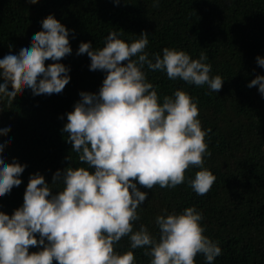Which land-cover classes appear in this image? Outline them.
Segmentation results:
<instances>
[{"label": "clouds", "instance_id": "obj_1", "mask_svg": "<svg viewBox=\"0 0 264 264\" xmlns=\"http://www.w3.org/2000/svg\"><path fill=\"white\" fill-rule=\"evenodd\" d=\"M153 2L158 5L159 0ZM41 24L30 44L22 42L0 54V96L11 99L25 88L33 95L59 93L69 82L70 68L60 60L72 52L71 30L51 13ZM104 41L100 48L81 42L76 50L90 57V70L105 73L99 91H80V99L66 113L62 131L81 166L57 169L51 184L39 171L30 174L22 205L11 215L0 211V264H135L132 249L145 246L150 264H195L198 253L212 264L222 249L205 234L203 213L195 206L156 215L158 239L144 224L133 230V222L148 195L138 184L173 188L185 181L186 169L198 166L188 183L202 195L216 179L203 167L210 155L205 139L210 130L198 118L196 98L176 89L161 102L145 66L165 72L170 80L206 84L215 92L224 79L211 75L203 51L192 58L182 49L164 47L162 54L150 57L145 51L148 33L143 31L126 41L113 30ZM49 58L53 62L46 65ZM256 62L264 67V56L257 55ZM254 85L264 97V75L249 81L248 87ZM10 127V121L2 123L0 131ZM10 139L0 138V196L21 184L26 167L15 157L5 159L3 148ZM66 159L71 161V156ZM58 183L62 187L53 191L51 185ZM126 235L129 250L116 251V243ZM29 246L42 247L30 252Z\"/></svg>", "mask_w": 264, "mask_h": 264}, {"label": "trees", "instance_id": "obj_2", "mask_svg": "<svg viewBox=\"0 0 264 264\" xmlns=\"http://www.w3.org/2000/svg\"><path fill=\"white\" fill-rule=\"evenodd\" d=\"M50 13L71 30L72 52L60 60L70 68V80L59 93L33 95L25 88L11 99L0 96V124L11 122L7 131H0V138L12 137L3 148L5 159L11 162L15 157L26 164L21 184L0 196V211L11 215L22 205L30 174L39 171L51 184L57 169L81 166L62 131L66 113L73 110L80 91H99L105 73L89 69L87 53L77 54L79 44L90 41L100 48L110 31H118L126 41L143 31L148 33L145 51L150 57L162 54L164 47L182 49L192 58L203 51L212 65L211 75H221L224 82L215 92L206 84L170 80L165 72L145 66L161 102L176 89L196 98L198 118L210 130L205 137L210 155L204 157L203 167L216 179L202 195L188 183L198 166L186 169L185 181L173 188L138 184L148 195L137 209L133 230L144 224L158 239L156 215L195 206L203 213L205 234L222 249L212 264H264V97L258 85L248 87L257 74L264 75V67L256 62L257 55L264 56V0H159L158 5L153 0H0V54L22 42L30 44ZM52 62L49 58L45 64ZM69 155L71 161L66 159ZM51 187L56 191L62 184ZM130 243L123 236L115 250L127 251ZM39 247L29 246V251ZM146 247L132 249L135 264H150ZM194 260L208 264L201 253Z\"/></svg>", "mask_w": 264, "mask_h": 264}]
</instances>
